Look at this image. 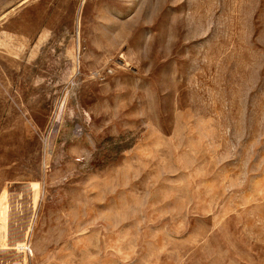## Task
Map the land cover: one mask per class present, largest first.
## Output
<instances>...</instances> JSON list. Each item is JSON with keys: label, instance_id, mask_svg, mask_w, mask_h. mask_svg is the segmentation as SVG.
Wrapping results in <instances>:
<instances>
[{"label": "rangeland", "instance_id": "374dc122", "mask_svg": "<svg viewBox=\"0 0 264 264\" xmlns=\"http://www.w3.org/2000/svg\"><path fill=\"white\" fill-rule=\"evenodd\" d=\"M0 264H264V0H0Z\"/></svg>", "mask_w": 264, "mask_h": 264}]
</instances>
